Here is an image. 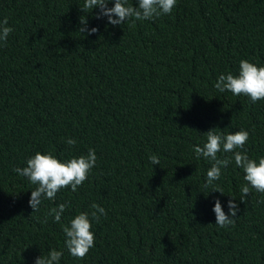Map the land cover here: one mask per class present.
Returning <instances> with one entry per match:
<instances>
[{"label":"trees","instance_id":"obj_1","mask_svg":"<svg viewBox=\"0 0 264 264\" xmlns=\"http://www.w3.org/2000/svg\"><path fill=\"white\" fill-rule=\"evenodd\" d=\"M84 2L0 0L14 29L0 46V264H34L52 249L59 264H264V193L240 201L247 182L234 159L213 182L224 194L205 187L211 162L193 150L213 127L243 128L242 150L264 157V100L214 87L242 59L264 66V0H177L170 14L116 26ZM83 17L96 33L79 32ZM89 148L87 180L33 211L36 185L14 169L37 151L66 160ZM232 197L235 224L220 228L214 201L227 213ZM65 202L59 223L43 222ZM93 203L107 215L92 220L95 246L78 260L63 227Z\"/></svg>","mask_w":264,"mask_h":264},{"label":"clouds","instance_id":"obj_2","mask_svg":"<svg viewBox=\"0 0 264 264\" xmlns=\"http://www.w3.org/2000/svg\"><path fill=\"white\" fill-rule=\"evenodd\" d=\"M109 0H85L83 11L88 12L93 8H98L96 18H107V22L113 26L122 25L126 20H150L154 17L170 14L176 6L177 0H137V5L132 6L128 0H113V6L108 7ZM81 27L78 29L81 34H94L98 31L96 27L89 28L85 17L80 19ZM13 28L8 26L7 18L0 20V46L6 45L8 36L13 32ZM214 87L219 92L230 91L233 95H245L250 98L252 103L264 100V66L250 62L247 59L239 61L238 74L232 72L221 73L218 75ZM213 127L205 132L206 141L202 146H194L197 157H203L211 162V167L207 170V180L205 187L224 194L223 189L214 186L213 182L220 179L222 169H226L234 159L237 167L243 169L244 180L247 182L241 186L240 201L245 202V198L251 190L264 193V157L258 159L250 158L244 149V145L249 140V132L243 128L235 132L225 133ZM68 145H75L74 138L66 140ZM232 153V158L218 157V153ZM149 160L152 165H159L160 159L156 155H151ZM97 164L96 151L89 148L86 154L73 156L69 159H60L51 151L41 153L37 151L26 161V166L17 167L14 171L26 177L31 184L36 187L31 190L28 200L29 206L33 211H39L43 200L54 201L56 194L66 187H70L73 192L87 180L89 173ZM258 203H264L259 201ZM228 212L222 208L220 200L214 201L212 211L215 213V224L220 228H225L235 224L238 216V205L235 197L228 200ZM70 207L67 202L58 204L49 210L47 215H52L54 220L59 223L61 217ZM91 213L81 211L76 214L63 227L65 234L64 246L69 253L82 260L87 256L90 249L95 246V234L92 231V220L98 221L100 215L106 216L104 208L93 203ZM63 255L60 250L52 249L47 256L36 257L34 264H59Z\"/></svg>","mask_w":264,"mask_h":264}]
</instances>
